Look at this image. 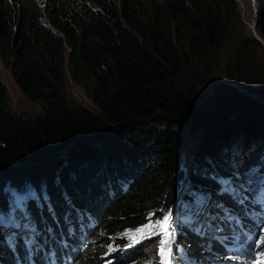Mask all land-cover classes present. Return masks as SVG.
Listing matches in <instances>:
<instances>
[{
	"label": "trees",
	"instance_id": "trees-1",
	"mask_svg": "<svg viewBox=\"0 0 264 264\" xmlns=\"http://www.w3.org/2000/svg\"><path fill=\"white\" fill-rule=\"evenodd\" d=\"M3 74L38 114L13 111ZM216 77L264 95L236 0H0V264H160L146 226L173 199L171 264H243L264 238V103L220 81L187 107ZM179 128L199 136L187 166Z\"/></svg>",
	"mask_w": 264,
	"mask_h": 264
},
{
	"label": "rangeland",
	"instance_id": "rangeland-1",
	"mask_svg": "<svg viewBox=\"0 0 264 264\" xmlns=\"http://www.w3.org/2000/svg\"><path fill=\"white\" fill-rule=\"evenodd\" d=\"M237 2L239 4V6H240V13L242 15L244 23L246 24V23H249V22L252 21L254 26H255V24L257 22L256 2H254L252 0H237ZM246 26H247V24H246ZM247 28H248V26H247ZM255 28H254V30H255ZM254 38H255V36H254ZM262 41L264 42V40H262ZM2 71L3 70L1 69V73H2ZM2 79H3L4 83L7 86L8 93H9V96H10V105H11V108L13 109V111L15 113H21L22 115H35V114H38V112L41 110V105H40L39 102H34V101H30V100L26 99L22 95V93L18 89L16 83L13 81V79L10 76H6V74H3ZM66 92H67V94H68V96L70 97L71 100H73V101H75L77 103H81V104H83L85 106H89L90 105V102L81 93V88L79 86H77L74 82H72L71 80L66 85ZM243 93L246 94L247 96H250V95H248L245 92H243ZM258 94H261V93H258ZM250 97H252V96H250ZM252 98H254V97H252ZM254 99L258 103H264V100H262V99H259V100L257 98H254ZM179 130L182 132V137L181 138H182V142H183L182 148H181V159H182V161H184V163L187 166L188 165L187 157L190 156V153L192 151V149H190V145L193 144L195 142L196 138H198L199 136H197L196 138H192V136L189 135L187 129L184 130V129L179 128ZM65 149L59 150V151H64ZM256 166H259V163L256 164ZM262 177H264V172L261 171V173H259V175L256 177V179L259 180ZM15 196H16V199H17L18 194L16 193ZM207 201H208V199H204L203 203L206 204ZM177 202L178 201L176 199L172 200L171 209L169 210L168 214L166 215V216L169 217L167 230L165 231L163 228H161L159 226L157 227L156 225H154L151 228L152 229V233H154L153 231L157 232L160 229L159 234H160L161 240H163V239L169 240V242L171 244V247H172V243H173L172 242V234H173L172 230H173V227L171 225V223L173 221L172 214H175V212H176V203ZM10 219H11L10 215L1 216L0 217V221L4 224V226L8 224ZM14 225L15 226L17 225V221H14ZM195 229L197 230V232H199L201 234H204V235H207V236L211 235V233H209L210 230L205 231L204 227L202 225H197V227ZM241 234L242 233H240L238 231H235L233 238L236 237V236H240ZM244 243H246V244H243L242 246H239V251L236 252V255L240 256L241 261L243 262V264L247 260H251V259L256 258V256L259 253L264 252V243H261L259 247H257L256 245L251 246V240L250 239L244 241ZM209 246H210L209 242L206 240L204 242V249H202L203 252H204L203 254H208L209 255V253H210ZM159 251H160V249L158 248V254H159ZM187 251H188L187 247H184V248L179 247V249H178V253L182 257H184V255L187 254L186 253ZM200 256L201 255H199L196 258H193V256L191 255V256L187 257V260H186V258H184V260L187 261L188 263H189L190 260L195 262V263H199L200 262V258H201ZM159 257H160V254H159ZM160 260H161V257H160ZM208 260H209V258L207 259V261ZM225 260L231 261V258L228 257V255H224V256H222L220 259H218L216 261L222 262V261H225ZM172 261H174L173 252H172V255L170 257L169 264H171ZM233 264H235V261H234Z\"/></svg>",
	"mask_w": 264,
	"mask_h": 264
},
{
	"label": "water",
	"instance_id": "water-1",
	"mask_svg": "<svg viewBox=\"0 0 264 264\" xmlns=\"http://www.w3.org/2000/svg\"><path fill=\"white\" fill-rule=\"evenodd\" d=\"M252 1L255 2V0H252ZM254 28H255V26H254L253 23H252V25L249 24V29H250L251 33L255 36L256 39H258L260 42H262V44H263V46H264V43H263V41H262L263 39L257 34L256 28H255V30H254ZM220 81H223V82H225V83H228V84H230L231 86L235 87L236 89H238V90H240V91H243V92L247 93L248 95H250V96H252V97H254V98H257L258 100H259V99L264 100V96H262V95L256 93L255 91H252V90H249V89L247 90V88H245L243 85H241L240 83H238V82H236V81H234V80H232V79H226V78L216 77V78H214V79L211 80V82H210V88H209V90L204 94V96H203L201 99H199V100L197 101V103L190 102V103L188 104L187 107H190L191 105H195V104H199V103H201V102L203 101V99H204L206 96H208L209 94L212 93V91H213V89H214V87H215V84H216L217 82H220ZM110 125H112V126H119L118 124H110ZM106 126H107V125H106ZM106 126H104V127H106ZM104 127H102L100 130H102ZM91 134H92V133H91ZM72 142H73V140H71L68 144H70V143H72ZM68 144L62 146L61 148L57 149L56 151L63 150V149H65V148H67Z\"/></svg>",
	"mask_w": 264,
	"mask_h": 264
},
{
	"label": "snow or ice",
	"instance_id": "snow-or-ice-1",
	"mask_svg": "<svg viewBox=\"0 0 264 264\" xmlns=\"http://www.w3.org/2000/svg\"><path fill=\"white\" fill-rule=\"evenodd\" d=\"M168 220L169 217L165 216L163 221L159 224V227L163 228L165 231L167 230V226H168ZM148 228L149 231H151V226H146ZM139 232H143L144 230H138ZM143 238H148V237H143ZM140 241L136 238L132 239V244H129L128 247L133 246L136 243H139ZM261 243H264V238H262L260 241H258L256 243V246L259 247ZM159 254L161 257V261L160 264H169L170 261V257L172 255V247L171 244L169 242V240L167 239H163L160 241V245H159ZM255 264H264V252H261L257 255L256 259H255Z\"/></svg>",
	"mask_w": 264,
	"mask_h": 264
},
{
	"label": "clouds",
	"instance_id": "clouds-1",
	"mask_svg": "<svg viewBox=\"0 0 264 264\" xmlns=\"http://www.w3.org/2000/svg\"><path fill=\"white\" fill-rule=\"evenodd\" d=\"M237 1V0H236ZM252 21L251 22H249V23H246L247 24V26H248V29H249V24H251L252 25ZM249 31H250V29H249ZM251 32V31H250ZM252 34V33H251ZM262 43V42H261ZM264 43V42H263ZM3 77V76H2Z\"/></svg>",
	"mask_w": 264,
	"mask_h": 264
},
{
	"label": "bare ground",
	"instance_id": "bare-ground-1",
	"mask_svg": "<svg viewBox=\"0 0 264 264\" xmlns=\"http://www.w3.org/2000/svg\"><path fill=\"white\" fill-rule=\"evenodd\" d=\"M230 85V84H229ZM248 90V89H247ZM243 92V91H242ZM261 95V94H260ZM262 96H264V95H262Z\"/></svg>",
	"mask_w": 264,
	"mask_h": 264
}]
</instances>
